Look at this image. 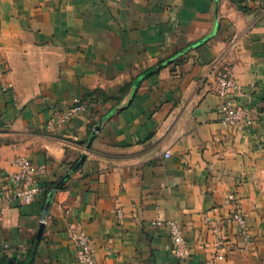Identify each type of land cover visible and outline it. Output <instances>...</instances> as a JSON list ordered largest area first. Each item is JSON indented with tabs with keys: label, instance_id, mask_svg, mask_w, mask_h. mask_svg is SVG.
I'll list each match as a JSON object with an SVG mask.
<instances>
[{
	"label": "crops",
	"instance_id": "crops-1",
	"mask_svg": "<svg viewBox=\"0 0 264 264\" xmlns=\"http://www.w3.org/2000/svg\"><path fill=\"white\" fill-rule=\"evenodd\" d=\"M227 70L255 112L245 132L220 122ZM76 100L86 110L48 130ZM19 155L48 173L33 203L0 216V264L32 252L30 264H76L71 227L98 264H205L216 230L217 264H264V12L252 0H0V176ZM158 219L178 222L189 260Z\"/></svg>",
	"mask_w": 264,
	"mask_h": 264
},
{
	"label": "built area",
	"instance_id": "built-area-1",
	"mask_svg": "<svg viewBox=\"0 0 264 264\" xmlns=\"http://www.w3.org/2000/svg\"><path fill=\"white\" fill-rule=\"evenodd\" d=\"M254 5L264 12V0H252ZM216 94L221 100L220 115L221 124L237 132H245L254 124V110L240 102L243 96L241 86L230 70H227L218 80ZM86 110V104L82 100H76L67 110L55 113L47 122L48 130H56L70 123L74 118ZM15 171L6 172L0 176V216H4L7 210L15 205H27L35 201L44 189L41 179L48 173L46 165H36L28 157L19 155L13 160ZM228 203L235 204V210L230 216V221L238 227V235L243 241L242 250L256 255L257 249L253 236L248 228L246 216L240 210L239 203L233 194L227 198ZM118 220H123L124 213L117 210ZM153 226L168 228L170 233V252L179 260L187 261L191 256V248L185 240L182 229L177 221H165L158 219L152 222ZM70 240L75 247L76 264H98L95 249L90 236L81 228L69 229ZM216 254L212 260L205 264H217L225 259L223 252V238L215 231Z\"/></svg>",
	"mask_w": 264,
	"mask_h": 264
},
{
	"label": "water",
	"instance_id": "water-1",
	"mask_svg": "<svg viewBox=\"0 0 264 264\" xmlns=\"http://www.w3.org/2000/svg\"><path fill=\"white\" fill-rule=\"evenodd\" d=\"M61 185V183L57 186V188ZM44 229H45V226L44 224L41 225L40 229H39V232L37 234V240L39 241L43 235V232H44ZM33 257H34V252H32V254L29 256L28 260L24 263V264H30L31 261L33 260Z\"/></svg>",
	"mask_w": 264,
	"mask_h": 264
},
{
	"label": "trees",
	"instance_id": "trees-1",
	"mask_svg": "<svg viewBox=\"0 0 264 264\" xmlns=\"http://www.w3.org/2000/svg\"><path fill=\"white\" fill-rule=\"evenodd\" d=\"M20 264H24V263H20Z\"/></svg>",
	"mask_w": 264,
	"mask_h": 264
}]
</instances>
